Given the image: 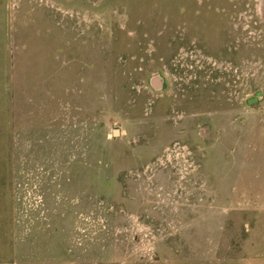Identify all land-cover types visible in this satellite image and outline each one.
Here are the masks:
<instances>
[{
  "label": "rangeland",
  "instance_id": "1",
  "mask_svg": "<svg viewBox=\"0 0 264 264\" xmlns=\"http://www.w3.org/2000/svg\"><path fill=\"white\" fill-rule=\"evenodd\" d=\"M0 264H264V0H0Z\"/></svg>",
  "mask_w": 264,
  "mask_h": 264
},
{
  "label": "trees",
  "instance_id": "2",
  "mask_svg": "<svg viewBox=\"0 0 264 264\" xmlns=\"http://www.w3.org/2000/svg\"><path fill=\"white\" fill-rule=\"evenodd\" d=\"M256 99H257V98L255 97V98H252L250 101H251V102H254Z\"/></svg>",
  "mask_w": 264,
  "mask_h": 264
},
{
  "label": "water",
  "instance_id": "3",
  "mask_svg": "<svg viewBox=\"0 0 264 264\" xmlns=\"http://www.w3.org/2000/svg\"><path fill=\"white\" fill-rule=\"evenodd\" d=\"M115 134H117V130H115Z\"/></svg>",
  "mask_w": 264,
  "mask_h": 264
}]
</instances>
